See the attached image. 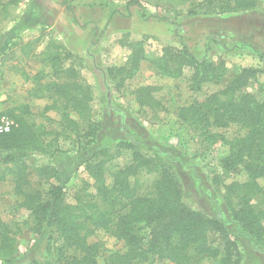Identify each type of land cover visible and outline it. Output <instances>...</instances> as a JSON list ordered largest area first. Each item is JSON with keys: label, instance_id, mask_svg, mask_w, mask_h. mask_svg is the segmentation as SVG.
<instances>
[{"label": "rangeland", "instance_id": "1", "mask_svg": "<svg viewBox=\"0 0 264 264\" xmlns=\"http://www.w3.org/2000/svg\"><path fill=\"white\" fill-rule=\"evenodd\" d=\"M129 1L0 0V121L13 126L8 111L16 109L19 114V107L26 106L25 119L45 144L43 152L30 154L24 161L31 189L46 191L59 183L66 202L73 204L75 195L89 198L95 192L85 162L103 149L116 153L105 166L110 186L108 173L113 167L131 162L132 150L126 148L131 143L144 157H159L170 168L187 207L221 223L225 234L214 229L208 233L212 247L223 254L225 243L230 242L240 264H264V237L254 242L229 216V209L237 208L234 185L245 183L246 174L240 167L231 172L221 168L228 154L227 141L242 136L243 131L234 125L210 129L215 137L208 139L177 117L182 107L222 91L243 69L254 71L243 91L256 93L264 82V0L251 11L220 13L213 0H134L139 6L127 7ZM136 44L148 60L134 71L129 57L131 45ZM52 45L59 47L62 68L75 70L90 88L88 118L69 113L77 123L76 131L64 128L62 102L47 90L48 83L57 80L49 62ZM166 49H186L198 60L222 65L224 76L217 84L207 83L193 91L189 67L171 79L161 76L150 63ZM120 68L124 70L118 72ZM145 87L153 88V108L140 106L136 100L137 90ZM90 124L97 125L95 135L81 138ZM3 157L0 151V220L14 239L13 258L31 253L52 261L58 242L51 241L47 256L46 239L32 232V219L19 207L21 198L6 168L11 164L5 165ZM42 166L57 169L60 181L40 179L36 169ZM134 179L139 192L148 194L155 174L140 171ZM258 183L261 190L252 203L264 216V183ZM89 242L97 244L100 264L110 254L125 250L121 241L105 231H96ZM189 264L216 261L193 257Z\"/></svg>", "mask_w": 264, "mask_h": 264}, {"label": "trees", "instance_id": "2", "mask_svg": "<svg viewBox=\"0 0 264 264\" xmlns=\"http://www.w3.org/2000/svg\"><path fill=\"white\" fill-rule=\"evenodd\" d=\"M258 2L213 0L214 9L219 13L251 11ZM132 5L139 6L134 0L127 3V7ZM58 48L54 46V53L49 55L53 76L57 80H51L47 90L62 102L64 128L76 131L77 123L69 113L82 120L88 118L92 101L90 88L78 79L75 70L62 68ZM146 60L143 48L138 44L131 45L129 62L132 69L137 71L139 63ZM150 63L161 76L171 79L179 78L183 68L189 67L192 69L189 87L193 91H199L207 83L217 84L224 76L222 65L198 60L186 49H166ZM116 70L122 72L124 68ZM253 76V70L243 69L222 91L182 107L177 117L208 139L215 137L210 129L234 125L243 131L242 136L227 141L228 154L222 160L221 168L231 172L240 167L246 174L245 183L234 185L238 190L237 208H230L229 216L254 242H258L264 237V216L254 208L252 198L261 190L258 182L262 180L264 183V82L257 87L256 93L244 92L243 88ZM152 90V87L137 90L136 100L140 106L155 107ZM27 109L26 106L19 107V114L15 113L16 109L8 111L14 125L8 132L0 134L2 160L7 166L11 164L6 168L14 177V192L21 198L19 207L32 219V232L38 238L46 239V255L51 252L52 240L58 242V246L52 261L31 253L13 258L16 252L14 239L0 220V264H100L98 246L89 242L96 231L111 233L125 249L122 253L110 254L103 264H189L193 257L212 259L216 264H240L233 243H225L223 254L209 243L208 233L213 229L225 234L221 223L187 207L182 200L180 184L170 168L159 157H144L131 143L126 145L132 150L131 162L113 167L114 171L108 173L112 179L110 186L105 166L116 153L103 149L85 162L95 192L89 198L75 195L74 203L70 204L66 202L63 186L59 183L51 184L46 191L31 189L24 161L30 154L43 152L45 144L39 131L25 119ZM96 127L90 124L81 138H92ZM140 171L155 174L148 194L139 192L134 179ZM36 173L45 181H60L58 170L51 166L39 167Z\"/></svg>", "mask_w": 264, "mask_h": 264}, {"label": "built area", "instance_id": "3", "mask_svg": "<svg viewBox=\"0 0 264 264\" xmlns=\"http://www.w3.org/2000/svg\"><path fill=\"white\" fill-rule=\"evenodd\" d=\"M12 124L5 121V120H1L0 121V134L2 133H6L10 130Z\"/></svg>", "mask_w": 264, "mask_h": 264}]
</instances>
